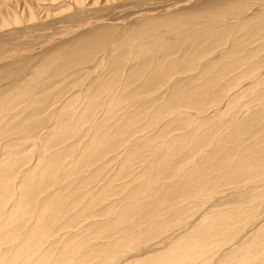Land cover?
Here are the masks:
<instances>
[{
  "label": "bare ground",
  "instance_id": "bare-ground-1",
  "mask_svg": "<svg viewBox=\"0 0 264 264\" xmlns=\"http://www.w3.org/2000/svg\"><path fill=\"white\" fill-rule=\"evenodd\" d=\"M263 67L264 0H0V264H264Z\"/></svg>",
  "mask_w": 264,
  "mask_h": 264
},
{
  "label": "rangeland",
  "instance_id": "rangeland-1",
  "mask_svg": "<svg viewBox=\"0 0 264 264\" xmlns=\"http://www.w3.org/2000/svg\"><path fill=\"white\" fill-rule=\"evenodd\" d=\"M250 62V61H249ZM248 63V62H247ZM250 64H251V62L248 64V65H246V64H244V65H242V67H241V72L242 71H244V70H246V68H247V66L249 67L250 66ZM263 66V65H262ZM246 67V68H245ZM264 68V67H263ZM240 72V73H241ZM253 74V73H252ZM252 74H250L251 75V78H250V75H246V76H248L249 77V79H247V78H243V77H241L240 79H238L239 80V82H240V80H241V82H240V84L238 85V86H240V85H242V83H243V85H244V83H247V82H245L246 80H254L253 79V77H254V75H252ZM246 76H244V77H246ZM243 99H248V96H244L243 98H242V100ZM177 132V134H179V132L178 131H176ZM261 161H264V158L263 159H261ZM113 163V162H112ZM110 164V166H112V168H114V164ZM27 165H29V164H25L24 166H27ZM210 201H212V200H210ZM248 206L250 207V208H252V209H254L255 211H260V213H262V212H264V205H263V203L261 204V205H252V204H248ZM189 211V210H188ZM188 211H186V212H188ZM134 249H135V246H129L128 248H126L125 250H124V252H121V253H119L118 255H120L121 257H123L124 255H129V254H131L133 251H134ZM165 249V248H164Z\"/></svg>",
  "mask_w": 264,
  "mask_h": 264
}]
</instances>
